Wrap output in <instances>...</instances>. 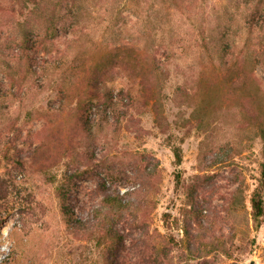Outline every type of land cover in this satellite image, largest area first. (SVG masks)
I'll use <instances>...</instances> for the list:
<instances>
[{
    "label": "rangeland",
    "instance_id": "374dc122",
    "mask_svg": "<svg viewBox=\"0 0 264 264\" xmlns=\"http://www.w3.org/2000/svg\"><path fill=\"white\" fill-rule=\"evenodd\" d=\"M2 1L0 264H106L113 243L100 226L70 227L63 189L79 201L73 218L88 214L94 177L112 184L103 160L130 176L116 186L124 194L145 154L160 166L138 195L136 236L163 264H264V218L256 228L252 216L264 160V0H48L42 13ZM28 36L42 43L33 59L21 46ZM111 61L108 86L132 91L134 103L94 108L93 140L85 109L102 101L89 100L88 85Z\"/></svg>",
    "mask_w": 264,
    "mask_h": 264
},
{
    "label": "trees",
    "instance_id": "16d2710c",
    "mask_svg": "<svg viewBox=\"0 0 264 264\" xmlns=\"http://www.w3.org/2000/svg\"><path fill=\"white\" fill-rule=\"evenodd\" d=\"M15 5L19 6L21 9H27L30 6L37 8V12L42 13L45 10V3L48 0H10ZM5 4L0 0V6ZM42 43L37 40V38L32 39V36L24 37L22 39L21 46L25 50L31 52L29 54L30 58H35L34 55L38 54L41 50ZM114 55V61L118 57ZM111 64L107 63L103 65V69L96 70L93 72L89 82V91L87 92L90 97L89 100L93 102L94 97H99L100 104L94 105L91 103L85 109V114L88 116L85 119V126H88L90 131V137L93 140L97 139V135L93 131V125L90 123L92 111L96 110V115L101 114V112H116L118 107L123 103L125 107L131 106L134 103V93L125 88L117 90L113 87H109L108 83L110 82ZM144 81L142 82V84ZM142 96H150L153 93L151 90H147L145 87L141 90ZM3 91L0 89V94ZM101 96V98H100ZM149 100L151 98L149 97ZM104 108V109H102ZM129 108V107H128ZM95 115V114H94ZM261 129V138L263 141V158H264V121L260 125ZM174 152L176 156V165L180 166L183 161L182 149L181 147L174 146ZM106 156H104L105 158ZM146 163L145 165L142 163ZM119 162L110 163L108 160H103V166L108 167V171L111 174L112 184H108V180L101 177V174H98V177H94L99 181V190H97L95 196H93L92 201L95 202L92 207V211L86 214V210L82 209V214L78 218H73V213H71L70 204H76L74 195L67 193V189H63V203H64V213L69 217V225L77 233L88 232L91 233L94 228L100 226L104 232V239L111 241L113 243L108 251L106 257V264H163V256L160 253H153L149 251L148 239L142 235H137L136 233L139 229V213L138 208L140 207L138 195L140 193L146 192L145 185L150 184L154 175L158 171L160 162L151 154H145L140 157L133 165L134 178L136 180L134 187L128 189L124 194L121 190L116 187L120 181H127L130 176H126L123 172L121 164ZM113 164V165H111ZM262 171L261 176L258 178V185L252 196V205H253V219L256 223V228H260L262 225V220L264 218V160L262 162ZM71 179L73 180L72 177ZM67 177H69L67 175ZM79 177H76L78 180ZM81 178V177H80ZM137 180H140L137 181ZM76 188V187H75ZM75 188L69 185V190L75 191ZM77 189V188H76ZM73 193V192H72ZM74 200V201H73ZM76 202V203H73ZM72 205V206H73ZM197 224L201 227L203 222L200 219H196ZM127 228L130 233L127 236L124 234L123 227ZM122 226V228H119ZM187 234L191 235L190 228H193L191 223L188 224ZM131 241V247L127 246L126 240ZM151 252V253H148ZM163 254L166 255L167 251H163ZM230 255V254H228Z\"/></svg>",
    "mask_w": 264,
    "mask_h": 264
}]
</instances>
